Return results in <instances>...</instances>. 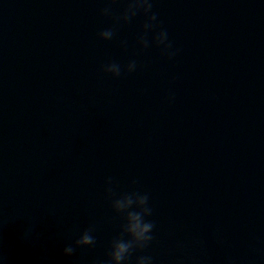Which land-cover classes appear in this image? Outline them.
I'll list each match as a JSON object with an SVG mask.
<instances>
[{
  "label": "water",
  "instance_id": "95a60500",
  "mask_svg": "<svg viewBox=\"0 0 264 264\" xmlns=\"http://www.w3.org/2000/svg\"><path fill=\"white\" fill-rule=\"evenodd\" d=\"M105 6L0 0V264L105 259L122 223L109 177L150 195L155 239L137 255L264 264V0H154L172 59L139 49L142 16L100 40ZM93 225L96 245L64 256Z\"/></svg>",
  "mask_w": 264,
  "mask_h": 264
},
{
  "label": "clouds",
  "instance_id": "9594fccd",
  "mask_svg": "<svg viewBox=\"0 0 264 264\" xmlns=\"http://www.w3.org/2000/svg\"><path fill=\"white\" fill-rule=\"evenodd\" d=\"M104 3L106 6L100 10L101 15L111 18L113 23L97 34L100 40H113L121 25L129 24L137 16H142L144 20L141 31L136 37V44L139 49L146 50L154 45L168 59H172L177 55L179 50L173 48L167 30L159 26L158 16L153 11L154 0H104ZM116 3L124 4V7L118 13L112 7ZM150 34L151 38H149ZM121 45L126 47L127 42L122 41ZM137 68L138 63L133 59L126 64L109 61L101 66V71L113 78H118L123 74L135 72ZM134 183L135 181H133ZM105 184V193L110 201V207L121 218L122 223L119 233L108 244L106 258L94 260L92 264H155L152 255H137V253H144L146 249L150 248L155 239L154 229L156 225L154 221L149 219L153 215L150 195L138 190L116 192L111 177L105 181ZM34 227V224L30 225L26 235H32L33 237L38 235L34 233ZM95 231L94 225L85 228L77 239L63 248V255L71 257L78 248L94 247L97 243L94 235ZM184 247L183 242H177V249L183 250ZM178 264H183V261H179ZM191 264H200V261L192 257ZM226 264H238V262L229 257ZM239 264H244V262L241 261Z\"/></svg>",
  "mask_w": 264,
  "mask_h": 264
}]
</instances>
